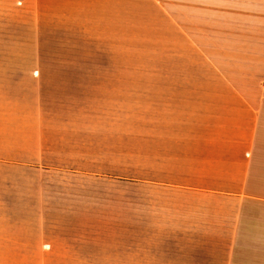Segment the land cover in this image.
I'll use <instances>...</instances> for the list:
<instances>
[{"label": "rangeland", "instance_id": "obj_1", "mask_svg": "<svg viewBox=\"0 0 264 264\" xmlns=\"http://www.w3.org/2000/svg\"><path fill=\"white\" fill-rule=\"evenodd\" d=\"M179 5L115 3V28L73 30L29 13L6 30L0 264H180L178 233L156 220L155 200L150 219L147 187L148 85L162 83Z\"/></svg>", "mask_w": 264, "mask_h": 264}, {"label": "crops", "instance_id": "obj_2", "mask_svg": "<svg viewBox=\"0 0 264 264\" xmlns=\"http://www.w3.org/2000/svg\"><path fill=\"white\" fill-rule=\"evenodd\" d=\"M123 2L0 0V43L29 13L115 28ZM179 12L162 83L148 85L150 219L155 200L180 264H264V0H180ZM10 61L0 53V78L13 75Z\"/></svg>", "mask_w": 264, "mask_h": 264}]
</instances>
